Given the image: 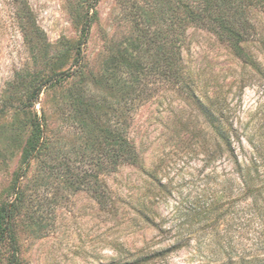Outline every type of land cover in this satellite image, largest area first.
Here are the masks:
<instances>
[{
  "label": "rangeland",
  "instance_id": "obj_1",
  "mask_svg": "<svg viewBox=\"0 0 264 264\" xmlns=\"http://www.w3.org/2000/svg\"><path fill=\"white\" fill-rule=\"evenodd\" d=\"M24 2L44 41L33 40L38 49L32 54L20 30L18 5L0 0V206L14 200V178L35 117L43 124L49 155L43 171L41 162L32 160L19 180L23 206L13 223L16 263H209L208 241L198 236L204 221L191 224L185 215L199 199L220 194L221 184L210 183L212 164L218 174L231 165L226 154L208 164L215 146L206 112H223L244 151L256 147L264 156V82L257 71L243 68L207 28L191 25L181 56L195 95L172 79L163 81L150 66L156 44L148 41L156 32L170 31L175 0ZM85 17L91 26L75 64ZM240 17L249 21L246 51L264 60V13L245 8ZM137 58L143 70L130 86L140 69L126 65ZM51 72L69 76L61 85L43 88L29 105L24 88L32 77ZM116 122L139 151L142 169L120 165L98 172L88 162L91 154L84 147L90 136ZM65 171L83 174L87 190L73 192L56 178ZM95 180L103 187V205L95 198ZM157 181L165 188H157ZM143 207L147 212L151 207L153 224L138 215ZM32 211L42 223L36 233L25 226ZM161 249L168 252L156 256ZM10 252L7 241L0 244V264H7Z\"/></svg>",
  "mask_w": 264,
  "mask_h": 264
},
{
  "label": "trees",
  "instance_id": "obj_2",
  "mask_svg": "<svg viewBox=\"0 0 264 264\" xmlns=\"http://www.w3.org/2000/svg\"><path fill=\"white\" fill-rule=\"evenodd\" d=\"M175 1L176 5L171 9L170 31L161 34L156 32L155 38L148 41L149 44H156V64L153 62L150 66L163 81L172 79L174 82L176 81L179 87L185 88L189 95H195L192 81L189 75L184 72L181 48L187 28L191 25H198L207 28L220 41H224L231 54L241 62L243 68L249 67L257 71L264 82V60H258L246 51L244 43L249 35V21L247 18L240 17L245 8L247 10L257 8L264 13V0ZM15 2L18 5L16 6V15L20 30L33 54L38 49V44L33 43V40L43 43L41 41H44V35L35 26L24 0H15ZM90 26L91 18L85 17L77 41L75 64L81 57V46L87 39ZM42 49L45 50V47L42 46ZM142 64L137 58L134 62L130 60L126 65L128 69L134 70V72L140 69L138 74L132 77L130 86H134L138 80V75L143 70ZM68 76V72H51L44 77L40 75L32 77L24 88L28 104L33 105L38 101L43 88L61 85ZM124 84L129 83L124 81ZM131 92L133 93V91ZM135 99L134 96L131 97V104ZM75 101L79 105L82 104L80 98L77 99L76 97ZM214 111L206 112L208 122L213 129L210 133L211 145L215 146L208 164L214 163L216 159L226 154L223 158L224 160L227 159L228 164L231 165L230 170H224L218 174L216 167L212 164L209 174L210 183L221 184L220 194H210L204 200L199 199L200 204H196L195 207L187 210L185 216L190 222L201 223L204 221L198 236L208 241L207 252L211 258L206 264H264V156L261 151L255 149L256 147L251 152L244 151L240 137L234 131H230V123L227 125L228 118L222 116L223 112ZM43 135V124L39 118L35 117L31 121V131L22 148L21 169L14 178L15 186L12 192L14 200L0 206V244L7 241L11 249L7 264H17L13 223L19 215V208L23 206V189L18 186L19 180L29 169L32 160L41 162L42 171L46 166L43 161L49 155V146ZM235 143H237L242 157L236 152ZM84 153L91 154L88 162H91V165L98 172L116 171L120 165L143 168V160L139 151L128 137V133L120 129L118 122L102 131L93 133L84 147ZM221 176L222 179H220ZM47 177H50V174H47ZM56 178H60L73 192L87 190L89 186L85 176L78 172L68 176L65 171L63 176ZM95 182L98 185L95 190V198L100 205H103L105 202L102 193L103 187L98 180ZM156 185L157 188H165L159 181L156 182ZM150 213L151 207H149L148 212L146 207L138 211V215L146 219L148 223H151ZM33 214L35 211H32L26 218L25 226L31 233H36L41 229L42 223L39 218L35 219ZM189 234L192 236L193 232L190 231ZM181 246V244L175 245L173 249ZM167 252L168 249H161L155 254L156 256H164Z\"/></svg>",
  "mask_w": 264,
  "mask_h": 264
}]
</instances>
